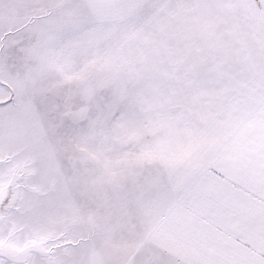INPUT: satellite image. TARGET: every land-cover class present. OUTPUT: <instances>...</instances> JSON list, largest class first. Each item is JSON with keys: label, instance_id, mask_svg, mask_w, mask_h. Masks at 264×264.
I'll list each match as a JSON object with an SVG mask.
<instances>
[{"label": "snow or ice", "instance_id": "1", "mask_svg": "<svg viewBox=\"0 0 264 264\" xmlns=\"http://www.w3.org/2000/svg\"><path fill=\"white\" fill-rule=\"evenodd\" d=\"M0 264H264V0H0Z\"/></svg>", "mask_w": 264, "mask_h": 264}]
</instances>
